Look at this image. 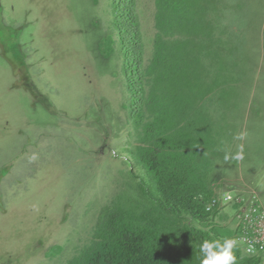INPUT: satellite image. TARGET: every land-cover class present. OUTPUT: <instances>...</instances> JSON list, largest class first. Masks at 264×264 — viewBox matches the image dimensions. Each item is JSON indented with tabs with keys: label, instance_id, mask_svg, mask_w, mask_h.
Segmentation results:
<instances>
[{
	"label": "rangeland",
	"instance_id": "1",
	"mask_svg": "<svg viewBox=\"0 0 264 264\" xmlns=\"http://www.w3.org/2000/svg\"><path fill=\"white\" fill-rule=\"evenodd\" d=\"M249 2L257 4L251 17L249 3L247 18L239 14L236 23L245 31L256 19L264 21V0ZM137 12L147 59L154 0H137ZM110 22V0H0V264H65L89 239L100 209L127 188L123 149L131 141L123 125L126 93ZM260 52L251 54L254 61ZM226 55L224 61L231 62ZM260 59L262 70L254 71L261 84L255 132L250 136L251 121L245 119L249 73L233 99L231 121L216 130L233 151L243 143L245 159L226 164L223 153L211 154L208 184L222 194L232 192L224 178H243L258 184L260 193L245 191L259 194L264 206ZM239 132H247V140L234 141ZM232 216L227 207L214 221L230 233Z\"/></svg>",
	"mask_w": 264,
	"mask_h": 264
},
{
	"label": "trees",
	"instance_id": "2",
	"mask_svg": "<svg viewBox=\"0 0 264 264\" xmlns=\"http://www.w3.org/2000/svg\"><path fill=\"white\" fill-rule=\"evenodd\" d=\"M215 8V0H154L145 59L137 0H110L131 141L123 149L128 183L65 264H200L202 240L232 237L215 223L216 210H205L214 195L209 155L229 91ZM234 252L237 264H260Z\"/></svg>",
	"mask_w": 264,
	"mask_h": 264
},
{
	"label": "crops",
	"instance_id": "3",
	"mask_svg": "<svg viewBox=\"0 0 264 264\" xmlns=\"http://www.w3.org/2000/svg\"><path fill=\"white\" fill-rule=\"evenodd\" d=\"M249 1L250 0H237L234 2V0H215L216 8L214 11L215 13L213 17L214 27H212V31H213L215 40L217 39V41L221 42V47L219 51H222L221 52L222 58L226 54H227L226 56H229V54H231L233 57V60L229 62V66L225 68V71L228 72V75L226 77L227 79L226 82H227V87L229 91L227 93L225 105L222 107V109L220 110V114H218V117H217L218 118L217 120L220 121L218 128L224 127L228 121H231V115L233 116L232 109H234L233 99H235L236 97H239L237 93L238 89H240V86L241 88L242 86L244 87L243 79L246 78V74L249 73L250 75V83H249L250 84V95H249L250 115L249 114L246 115L245 119L246 120L250 119V121L252 122V123L250 122V136H251L255 132L253 130V127H255L254 125L259 122L258 115L260 113V106L258 104L260 103V98H257L256 100L258 102H256L255 96L258 95L259 93L258 90L260 89L259 87L261 86V84L259 85L258 78L254 77L255 76L254 71L257 70L260 72L263 67L262 65H260L262 63L261 61L262 59L260 58L264 57V21L262 24H260L259 22H261L263 19L262 20L256 19V22L258 23L254 24L255 26L252 27V29H250V26L247 28L245 27L246 31L245 29H241L240 27L241 25L240 26L236 25L237 17L239 16V14H242V15L245 14L244 16L245 19L248 16V12L246 8H244L245 6L248 5L249 7V3L251 4L250 17L252 14V10L255 8V7H252V5L257 6L256 3H252ZM223 16L225 17L227 16L226 17L227 19L224 18ZM250 35L252 37H250ZM248 36L250 37V39H252V41L250 40L249 42L250 45L248 42L245 41L247 40ZM223 49H225L224 52H223ZM236 50H239V51H236ZM254 51H261L260 54L258 53L257 58L259 59L258 60L256 59L255 61H254V57L251 56V54ZM250 58H253V59L250 61ZM262 87H263V84H262ZM246 97L248 96L246 95ZM258 151H263V150H258ZM216 152L217 151L214 150L212 154ZM209 161L211 163L210 158H209ZM232 178L233 179L224 178V180H228L229 182H231L230 183L232 185L231 191L233 193L240 194V195H246L248 194V192L245 191L246 188L252 191H255L257 193H260L258 191V184L251 185L250 182L244 181L243 178H239V177H232ZM258 197H259V194H258Z\"/></svg>",
	"mask_w": 264,
	"mask_h": 264
},
{
	"label": "built area",
	"instance_id": "4",
	"mask_svg": "<svg viewBox=\"0 0 264 264\" xmlns=\"http://www.w3.org/2000/svg\"><path fill=\"white\" fill-rule=\"evenodd\" d=\"M224 193H232L230 191ZM212 195L205 205L206 212L216 210L220 214L224 208L230 207L233 211L232 220L235 222L232 237L241 239L239 248L243 255L260 258L264 264V206L255 192L246 195L233 194L231 200L224 201L223 194ZM252 247V251H246Z\"/></svg>",
	"mask_w": 264,
	"mask_h": 264
},
{
	"label": "clouds",
	"instance_id": "5",
	"mask_svg": "<svg viewBox=\"0 0 264 264\" xmlns=\"http://www.w3.org/2000/svg\"><path fill=\"white\" fill-rule=\"evenodd\" d=\"M248 138L247 132H239L233 136L234 141H245ZM215 151L223 153V162L230 161L241 162L245 159V145L243 143L235 144V151H233L232 144L221 139L217 144ZM115 155V153H113ZM35 158V157H33ZM232 193H224L223 200H231ZM247 239L243 237L237 239L236 237H228L221 239H204L198 244V254L200 264H237V257L234 250L238 249L241 240ZM253 249L249 247L246 251L251 252Z\"/></svg>",
	"mask_w": 264,
	"mask_h": 264
}]
</instances>
